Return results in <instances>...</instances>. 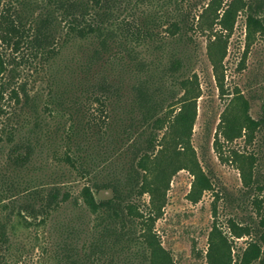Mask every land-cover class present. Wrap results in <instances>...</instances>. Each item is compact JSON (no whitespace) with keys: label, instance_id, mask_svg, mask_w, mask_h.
Listing matches in <instances>:
<instances>
[{"label":"trees","instance_id":"16d2710c","mask_svg":"<svg viewBox=\"0 0 264 264\" xmlns=\"http://www.w3.org/2000/svg\"><path fill=\"white\" fill-rule=\"evenodd\" d=\"M185 1L0 0V103L15 171L0 183V264H13L19 224L40 226L68 206L58 264H176L156 222L179 170L194 176L191 201L214 189L192 144L202 94L192 63L195 31L217 27L208 56L229 98L217 134L253 145L230 155L241 195L222 197L258 215L231 220L237 237L251 238L235 264H264V97L253 117L250 99L226 85L223 63L240 13L247 38L264 33V0H209L202 9ZM42 71L48 83L34 93ZM36 155L55 159L52 181L25 178ZM71 174L86 180L78 195L65 185ZM209 244L208 264L234 262L216 226Z\"/></svg>","mask_w":264,"mask_h":264},{"label":"rangeland","instance_id":"374dc122","mask_svg":"<svg viewBox=\"0 0 264 264\" xmlns=\"http://www.w3.org/2000/svg\"><path fill=\"white\" fill-rule=\"evenodd\" d=\"M209 0H186L185 4L199 2V9ZM227 0H225L226 3ZM172 8V7H171ZM165 27V26H164ZM207 32L198 29L193 34L196 56L193 70L199 76L202 94L198 99V116L194 125L192 144L204 169L210 174L214 189L205 191L197 202L188 197L194 181L193 174L179 170L172 178L167 193L164 214L156 222V230L162 243L168 249L176 264H208L211 233L218 231L228 239L232 247L235 264L236 257L249 245L250 237H237L232 229L231 220L241 224L250 223L251 216L257 218L253 205L237 204L222 198L230 194L234 198L241 195L243 179L237 164L232 162L234 149H252L243 138L227 141L217 134L219 123L228 97L221 95L214 66L208 56V44L217 35V29ZM164 32V29H163ZM225 82L230 92L239 88L250 99V113L258 117L261 98L264 97V33L256 34L254 39L247 38L246 16L240 13L235 28L228 39L227 55L223 60ZM48 76L42 71L30 84V90L36 92L46 88ZM233 94L229 95L230 97ZM5 104L0 103V183L5 175L14 176V166L10 158L9 141L3 128ZM30 117V115H29ZM18 139V137H16ZM2 139V140H1ZM217 142L219 145L217 146ZM220 148H217L219 147ZM38 169L25 172L26 179L36 182L52 181L51 173L59 170L53 156L47 158L36 155ZM45 165V166H43ZM65 185L75 195L81 191L86 180L77 174H71ZM104 193V192H103ZM217 194L220 198L217 199ZM107 193L99 196H107ZM4 193L0 189V216L6 214L3 208ZM230 202V203H229ZM70 207L61 209L55 219H50L40 226L19 227L12 233L11 254L13 264H58L54 258L58 236L62 233L63 223L70 215ZM57 217V218H56ZM58 252V248H57ZM254 264H260L256 261Z\"/></svg>","mask_w":264,"mask_h":264}]
</instances>
